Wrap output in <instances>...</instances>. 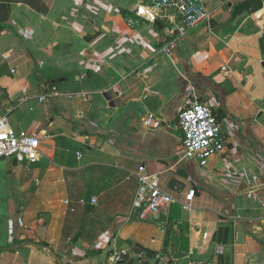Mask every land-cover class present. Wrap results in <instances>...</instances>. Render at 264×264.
<instances>
[{
	"label": "crops",
	"instance_id": "1",
	"mask_svg": "<svg viewBox=\"0 0 264 264\" xmlns=\"http://www.w3.org/2000/svg\"><path fill=\"white\" fill-rule=\"evenodd\" d=\"M3 1L0 112L44 137L28 169L0 163V264H113L121 249L159 264H264V0L257 12L255 0H203L209 19L181 38L172 14L159 27L137 17L143 0ZM194 96L224 140L203 168L183 157L178 126ZM142 167L178 200L194 190L193 209H133ZM83 218L93 223L80 230Z\"/></svg>",
	"mask_w": 264,
	"mask_h": 264
},
{
	"label": "built area",
	"instance_id": "2",
	"mask_svg": "<svg viewBox=\"0 0 264 264\" xmlns=\"http://www.w3.org/2000/svg\"><path fill=\"white\" fill-rule=\"evenodd\" d=\"M135 15L154 24L161 18H168L172 14L175 18V34L181 38L186 35L188 29L200 22L209 19V13L203 0H148L146 4H140L134 11ZM177 40L169 42L163 49L168 56L172 55ZM226 68L223 67V70ZM14 73L15 71H11ZM56 88L51 93L38 97L39 102L44 103L48 98L58 96ZM155 119L153 114L146 118V125H150ZM178 126L182 132L183 157L194 160L203 168L206 167L211 157L219 154L224 148V140L220 126L213 109L201 102L197 96L178 113ZM44 136L20 132L16 133L10 126L8 118L0 112V161L7 158L16 159L17 163L28 166L41 158L39 151L40 141ZM138 189L133 201V209L155 213L177 205L184 212H190L195 198V191L189 190L184 200H178L171 194L161 190L158 178L148 175L145 168H140L137 173ZM95 205L96 200L91 199ZM221 252V249H218ZM132 261L129 252L121 249L114 251L113 264H159V256L147 260L140 255H135Z\"/></svg>",
	"mask_w": 264,
	"mask_h": 264
},
{
	"label": "rangeland",
	"instance_id": "3",
	"mask_svg": "<svg viewBox=\"0 0 264 264\" xmlns=\"http://www.w3.org/2000/svg\"><path fill=\"white\" fill-rule=\"evenodd\" d=\"M127 2H129V3H131L133 0H126ZM144 1V0H143ZM143 1H141V2H139V3H137L138 5L139 4H141V3H143ZM108 2H109V6L110 7H112L113 5H115V4H118L119 6L121 5V3H122V0H108ZM115 12V11H114ZM7 159H14L13 157L12 158H7ZM7 159H3V160H1L0 161V163L2 162V161H5V160H7ZM0 175H4V171H2V174H0ZM3 204H2V202L0 201V209H1V206H2ZM176 208H177V211H181L182 212V210H181V208L179 207V206H175ZM184 212V211H183ZM93 223V221L92 220H87V219H85V218H83L82 220H78V225L80 226L79 228H81L80 230H82V229H84V227L86 226V225H91Z\"/></svg>",
	"mask_w": 264,
	"mask_h": 264
},
{
	"label": "trees",
	"instance_id": "4",
	"mask_svg": "<svg viewBox=\"0 0 264 264\" xmlns=\"http://www.w3.org/2000/svg\"><path fill=\"white\" fill-rule=\"evenodd\" d=\"M3 2H4L3 0H0V24H4L7 20V17H8L7 12H6V8H5V5ZM255 3H256V5H255V9L253 11L257 12L262 8V6H261V4L257 3L256 0H255ZM59 81H60V79H57V82H59ZM58 85H59V83L56 84V86H58ZM175 206L176 205H173L170 207H175Z\"/></svg>",
	"mask_w": 264,
	"mask_h": 264
},
{
	"label": "water",
	"instance_id": "5",
	"mask_svg": "<svg viewBox=\"0 0 264 264\" xmlns=\"http://www.w3.org/2000/svg\"><path fill=\"white\" fill-rule=\"evenodd\" d=\"M154 25L157 26V27L160 26V24H159L158 21H156V22L154 23ZM260 46H261L262 51H264V47H263V42H262V41L260 42ZM14 160H15V162H16V159H14ZM91 198H92L91 193L88 192V193L85 195V199H84L85 208H86V209H89L90 211L94 208V205L91 204Z\"/></svg>",
	"mask_w": 264,
	"mask_h": 264
}]
</instances>
